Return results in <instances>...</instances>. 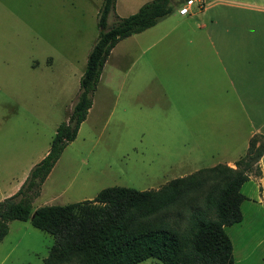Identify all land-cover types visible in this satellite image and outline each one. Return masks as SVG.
Segmentation results:
<instances>
[{"label": "rangeland", "instance_id": "1", "mask_svg": "<svg viewBox=\"0 0 264 264\" xmlns=\"http://www.w3.org/2000/svg\"><path fill=\"white\" fill-rule=\"evenodd\" d=\"M148 1L116 0L115 14L127 17ZM193 1L192 16L178 14L183 1L155 27L121 40L112 50L86 119L42 184L31 212L92 200L109 187L156 190L199 169L223 165L236 149L244 151L228 130V116L187 120L182 110L186 104L196 109L214 86L212 75L186 78L195 72L186 69L189 53L182 46L209 43L195 26L200 1L206 6L214 0ZM101 3L0 0V201L16 192L67 119L97 38ZM114 17L108 16V26ZM221 87L228 90L225 80ZM192 148L200 153L196 159ZM224 165L235 169V163ZM241 193L246 197L242 221L225 228L234 264H264V202L258 182H246ZM53 242L29 221H10L0 241V264H43Z\"/></svg>", "mask_w": 264, "mask_h": 264}, {"label": "trees", "instance_id": "2", "mask_svg": "<svg viewBox=\"0 0 264 264\" xmlns=\"http://www.w3.org/2000/svg\"><path fill=\"white\" fill-rule=\"evenodd\" d=\"M175 2V3H174ZM116 0H102L98 34L79 79L76 101L60 123L46 155L30 170L19 189L0 201V241L10 221H29L53 237L43 264H234L225 228L242 221L241 187L260 176L264 137L254 135L235 169L218 164L170 180L156 190L109 187L92 200L32 211L41 186L64 148L77 135L92 106L103 66L115 45L154 27L183 0H150L124 18ZM113 14L114 22L107 19ZM264 260V256H263Z\"/></svg>", "mask_w": 264, "mask_h": 264}, {"label": "crops", "instance_id": "3", "mask_svg": "<svg viewBox=\"0 0 264 264\" xmlns=\"http://www.w3.org/2000/svg\"><path fill=\"white\" fill-rule=\"evenodd\" d=\"M200 10V20L195 29L202 35V41L209 43L182 46L189 53L186 69L195 72L186 78L212 75L209 78L214 83L213 92L202 96L203 102L198 103L196 109L186 104L182 110H186L187 120L228 116L230 134L236 139L237 146L244 147V151L236 149L235 154L223 162L232 166L245 154L250 138L254 135L264 137V0H214L202 5ZM209 12L211 15L203 17ZM187 15H190V9ZM205 78L199 80L204 81ZM224 80L228 90L221 87ZM205 99L209 101L204 103ZM219 100L220 103L217 102ZM192 149L195 154L191 155L196 159L200 153ZM259 168L260 176L251 177L249 181L258 182L260 201L264 202V153L259 160Z\"/></svg>", "mask_w": 264, "mask_h": 264}, {"label": "built area", "instance_id": "4", "mask_svg": "<svg viewBox=\"0 0 264 264\" xmlns=\"http://www.w3.org/2000/svg\"><path fill=\"white\" fill-rule=\"evenodd\" d=\"M193 4H194V1L193 0H189V1L185 2V4L181 5V7L179 8L178 13L180 15H187L189 13L190 7ZM199 5L202 6L203 5V2L200 1V4Z\"/></svg>", "mask_w": 264, "mask_h": 264}, {"label": "water", "instance_id": "5", "mask_svg": "<svg viewBox=\"0 0 264 264\" xmlns=\"http://www.w3.org/2000/svg\"><path fill=\"white\" fill-rule=\"evenodd\" d=\"M184 2H187V1H189V0H183Z\"/></svg>", "mask_w": 264, "mask_h": 264}, {"label": "bare ground", "instance_id": "6", "mask_svg": "<svg viewBox=\"0 0 264 264\" xmlns=\"http://www.w3.org/2000/svg\"><path fill=\"white\" fill-rule=\"evenodd\" d=\"M243 243V242H242Z\"/></svg>", "mask_w": 264, "mask_h": 264}]
</instances>
